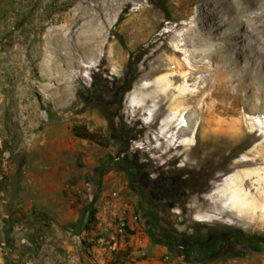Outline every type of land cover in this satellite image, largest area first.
<instances>
[{"label":"rangeland","instance_id":"rangeland-1","mask_svg":"<svg viewBox=\"0 0 264 264\" xmlns=\"http://www.w3.org/2000/svg\"><path fill=\"white\" fill-rule=\"evenodd\" d=\"M114 1L0 0V264H264V195L256 214L221 206L235 189L227 177L264 166L238 161L264 155V49L208 0ZM198 19L211 38L204 57L179 53L182 71H201L188 90L226 68L228 121L242 127L175 149L165 116L139 108L134 91L152 64L168 68L153 77L179 74L175 50ZM112 170L132 209L104 208ZM103 233L116 234V250L98 245Z\"/></svg>","mask_w":264,"mask_h":264},{"label":"bare ground","instance_id":"bare-ground-1","mask_svg":"<svg viewBox=\"0 0 264 264\" xmlns=\"http://www.w3.org/2000/svg\"><path fill=\"white\" fill-rule=\"evenodd\" d=\"M112 2L115 1L112 0ZM207 3L208 9L211 6H223L224 10L228 12L227 17H229L228 19L230 20V23H232V25H242V29L250 31L253 42L260 47L262 46L264 49V0H208ZM200 11L202 12V15L208 14L207 10L200 8ZM201 24H203L202 19H198L199 30L194 29L193 34L190 37V41H187L184 37V41L180 44L181 48H176L175 50V54L177 56H175L177 58L175 59V68L177 69L176 72H179V74L173 73V75H176H174L172 78L170 77L171 79L169 80L163 79L160 76L153 77L156 73L165 69L166 63L161 62V64L158 65L152 64L151 68L144 76L147 82L138 85L134 91L136 92L138 101H143V104L139 106V108L149 106L154 108L152 109L153 116H165L164 123L167 127L165 132L171 131L170 138L172 141H174V143H177V147L175 149L180 146L191 147L194 144L192 143V135L194 136L195 140L197 136L204 131H210L215 134H219L236 130L238 125V128L242 127L241 119L239 122H237V126L228 121V116L233 113V110H231L230 106L226 105L225 100L227 99V76L225 77L226 68L221 66L222 68L216 71L214 79L212 78L211 73L202 75L201 78H204L203 82H205V85L202 86L200 90H195V92L188 90V87H190V77L193 74L199 72L200 67L197 66V63V68L194 69L192 67L189 72L182 71L185 62L182 61V59H178V56L180 55L179 53H185L188 51L190 53L189 55L193 57L199 55L204 57L205 52L203 46L209 42L211 35L200 30ZM232 39L233 41L238 42L240 37L237 34H234ZM229 45L232 51L237 49L238 46V44L236 45L235 43ZM190 46L194 48H190ZM197 60L196 62H201ZM166 69L168 68L166 67ZM204 69L206 71L208 70L205 67ZM183 79L186 82H183V85H178L177 82ZM237 96L239 97L240 95H236V97ZM212 97H217L218 100L214 101L212 100ZM137 104L138 103H135V107L138 106ZM234 114L239 113L235 112ZM157 129L158 128L156 127V130ZM260 145L262 147H257L256 151H261L262 154H264V141ZM238 161L254 162L258 165H264V155L259 154L255 157L246 156L243 159H239ZM262 168H264V166L260 168L257 167V169H249L248 167V169H246L243 174H238L236 177L229 176L223 181L230 184L231 186H235V189L230 193V195L229 193H226V195L222 196L224 198L226 197L231 199V202L228 201L230 203V208L228 210L227 207L221 203L223 211L228 213L230 210L229 212L231 213L228 214L237 216H243V214H256V211L260 206L259 198L264 195V171ZM219 194V192L214 190L210 193V197L218 198ZM226 206H228V204Z\"/></svg>","mask_w":264,"mask_h":264},{"label":"crops","instance_id":"crops-1","mask_svg":"<svg viewBox=\"0 0 264 264\" xmlns=\"http://www.w3.org/2000/svg\"><path fill=\"white\" fill-rule=\"evenodd\" d=\"M108 179H109V183H110V190H103L101 192V199L103 200V206L104 208L107 210L109 209L110 212L112 213V208L109 205V202H112L113 205L121 208V209H125L128 205V203H126L125 201V189L127 188V186L125 185V183L123 181H120L119 176L114 173V171H109V175H108ZM110 192H117L119 193L118 197H112ZM105 197L109 198L111 201H106ZM130 207V209H132V205H128ZM131 225L134 226V222H131Z\"/></svg>","mask_w":264,"mask_h":264},{"label":"built area","instance_id":"built-area-1","mask_svg":"<svg viewBox=\"0 0 264 264\" xmlns=\"http://www.w3.org/2000/svg\"><path fill=\"white\" fill-rule=\"evenodd\" d=\"M114 194H116L114 192ZM134 219H137V216L135 215L133 217ZM119 223L122 227L129 225V218L127 216H120L119 218ZM97 243L99 246L102 247L103 250L106 251H114L118 248V239L116 234L114 233H103L97 238ZM164 263L165 262H170L171 258L168 255H165L162 260ZM162 261L160 264H162ZM174 264H181V263H174Z\"/></svg>","mask_w":264,"mask_h":264},{"label":"trees","instance_id":"trees-1","mask_svg":"<svg viewBox=\"0 0 264 264\" xmlns=\"http://www.w3.org/2000/svg\"><path fill=\"white\" fill-rule=\"evenodd\" d=\"M73 132L76 136L81 137V138H87V139H94V134L89 132L84 126L79 127L76 126L73 128ZM97 210L95 208H93L90 211V216H89V221L92 222L95 220V216H96Z\"/></svg>","mask_w":264,"mask_h":264}]
</instances>
